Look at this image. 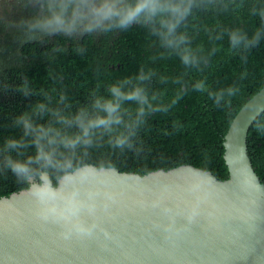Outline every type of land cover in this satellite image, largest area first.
Masks as SVG:
<instances>
[{
    "label": "trees",
    "instance_id": "trees-1",
    "mask_svg": "<svg viewBox=\"0 0 264 264\" xmlns=\"http://www.w3.org/2000/svg\"><path fill=\"white\" fill-rule=\"evenodd\" d=\"M5 3L0 198L29 188L30 180L19 179L7 159L27 162L38 146L71 160L68 174L86 165L138 175L189 165L228 178L223 137L264 87V0ZM125 17L131 22L119 27ZM119 139L126 142L118 145ZM9 140L26 146L6 147ZM74 140L80 143L66 147ZM246 144L264 183V111L249 127ZM41 171L54 186L65 175L52 167Z\"/></svg>",
    "mask_w": 264,
    "mask_h": 264
},
{
    "label": "water",
    "instance_id": "water-1",
    "mask_svg": "<svg viewBox=\"0 0 264 264\" xmlns=\"http://www.w3.org/2000/svg\"><path fill=\"white\" fill-rule=\"evenodd\" d=\"M263 111L264 87L223 137L226 180L189 165L145 175L86 165L56 186L47 174L30 180L29 188L0 198V264H264V183L246 144ZM49 183L60 195L79 191L78 216L39 214L33 185ZM74 223L91 234L76 233Z\"/></svg>",
    "mask_w": 264,
    "mask_h": 264
},
{
    "label": "clouds",
    "instance_id": "clouds-1",
    "mask_svg": "<svg viewBox=\"0 0 264 264\" xmlns=\"http://www.w3.org/2000/svg\"><path fill=\"white\" fill-rule=\"evenodd\" d=\"M144 15V14H142ZM131 22V18L125 17L124 19H120L118 26L119 27H126L128 23ZM260 34L257 33L254 37V41L258 42ZM186 38L181 37V41L183 42ZM233 46H236L239 41L237 40L236 36L233 35L231 37ZM184 59L185 63L189 62V55L186 54L182 57ZM143 79V77H142ZM112 91H115L113 88ZM231 89L229 90V94H231ZM215 102L217 104H220L221 99L223 98V93H219L215 95ZM103 124V121L101 122ZM26 131L25 135H28V126L25 125ZM89 140H85L83 143L87 144L89 143ZM125 139H119L117 141L118 145H123L125 143ZM80 143L79 140H74L71 145H66V147L75 148L76 144ZM26 146L22 142L12 141L9 140L6 142V147H10L13 149H18ZM33 159H35V162L37 164L36 168L32 167ZM7 167H9L13 173L16 174V176L21 180H32L33 176H36L40 179H43L45 173L41 171V169H47L49 167H52L56 169L57 171L67 175L68 169L72 168V162L71 160H62L58 157H54L52 153L44 152L43 149L39 148L38 146V152L37 156L35 158H29L27 162L21 163L18 161H13L10 157L7 159ZM34 192L33 195L41 202L43 207L41 208L40 215L44 219L52 218L54 220H65L69 221L73 217L78 216L80 210L84 205L78 203V197H79V191L77 189H73L70 191L67 195H60L54 190L49 183L46 187H41L39 185L34 184ZM91 211V208L88 209ZM165 214L169 213L171 209H164L163 210ZM195 215V212L193 211L189 216L188 220L191 222L192 217ZM95 227V226H93ZM72 229L75 230L78 234H86L90 235L92 229L86 228L80 223H74L72 224ZM69 230L68 233L65 234V238L68 237V235L71 234V230ZM165 231H169V228H165Z\"/></svg>",
    "mask_w": 264,
    "mask_h": 264
},
{
    "label": "rangeland",
    "instance_id": "rangeland-1",
    "mask_svg": "<svg viewBox=\"0 0 264 264\" xmlns=\"http://www.w3.org/2000/svg\"><path fill=\"white\" fill-rule=\"evenodd\" d=\"M5 1H6V0H0V12L2 11L3 8H6V10H7V8H8V6L6 5ZM9 1H11V0H8V2H9ZM3 5H4L5 7H4Z\"/></svg>",
    "mask_w": 264,
    "mask_h": 264
}]
</instances>
